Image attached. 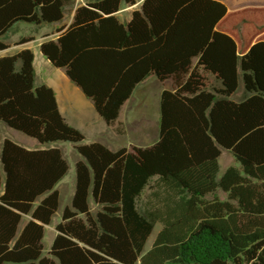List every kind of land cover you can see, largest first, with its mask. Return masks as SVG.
I'll return each instance as SVG.
<instances>
[{"label": "trees", "instance_id": "trees-1", "mask_svg": "<svg viewBox=\"0 0 264 264\" xmlns=\"http://www.w3.org/2000/svg\"><path fill=\"white\" fill-rule=\"evenodd\" d=\"M74 2L0 0V51L17 22H61ZM121 2L134 0H86L39 50L108 125L138 83L149 75L167 81L158 138L129 150L84 143L52 88L34 84L33 52L0 56V121L43 146L0 140V264H264V7L142 0L122 23L114 15ZM58 141L80 158L44 254L55 185L68 168L51 145ZM220 149L239 167L218 176ZM218 189L226 199L216 198Z\"/></svg>", "mask_w": 264, "mask_h": 264}, {"label": "crops", "instance_id": "crops-1", "mask_svg": "<svg viewBox=\"0 0 264 264\" xmlns=\"http://www.w3.org/2000/svg\"><path fill=\"white\" fill-rule=\"evenodd\" d=\"M85 1L86 0H75L73 7L69 11H67L69 13L67 18L64 17V19L58 23H52V24L42 23V24L37 25V28L35 30L33 28L34 30L33 32L27 33L26 36L29 38V40H26L21 43H17L16 45L17 48L12 53H4L3 52L4 50L0 51V56L7 55V54H13L23 48L30 49L31 45L35 46L34 49H37V48L39 49V44L42 41L46 39H55L57 35L63 29H65L72 21L75 8L79 5H83ZM218 1L222 2L226 6L228 11H233V10L242 9V8L264 7V0H218ZM141 2L142 0H134V3L132 4L121 2L119 9L114 13V15L120 22L126 23L129 21L131 17V12L133 10H139ZM58 28H62V29L57 30ZM38 30L40 32L39 34H37ZM40 54L42 55L41 52ZM34 59H35V55L33 53V67L35 65H37L38 67L37 69L38 71L37 80L38 81L35 83V72H34V84L35 85L46 84L47 86L52 88L55 94L59 113L64 117V119L70 126L80 130L84 134L83 135L84 138L85 139L87 138V141L89 143L98 142L108 147L109 145L107 142L113 139L112 136L114 135V133L127 137V140L123 142L122 147H126L128 150L132 146H136V147L149 146L157 140L159 123H158V128L156 129L157 131L154 132L151 136L147 135L148 131L145 130L144 127L140 129L141 126L139 125H142V124H139L140 120H137V121L133 120L134 110L131 109L132 107L126 106L127 102L129 101L128 99L130 97L121 106L117 119L112 124L108 125L97 114L91 100L87 98L83 94V92L80 90V88L76 86L67 77L63 68L55 67V68L61 69V72L55 73L50 70L49 73L44 75L40 71V68H42L43 66L47 67L48 65L46 62L47 59L45 57L40 58V60L37 59V61H35V65H34ZM49 64L51 65L50 62ZM151 76H154V75H149L147 78ZM147 78H145L144 80H146ZM143 81H141L140 83H142ZM140 83H138L137 85H139ZM169 88L170 86L167 89ZM234 95L235 93L232 95V99L237 100V98L233 97ZM85 134H88V136L87 135L85 136ZM104 134L107 135V138L101 137ZM2 139L0 138V140ZM42 147L43 146H40L38 144H36L34 147H31V148L26 146V148H30V149L42 148ZM56 223L57 222L51 223L50 225H45V228L50 227L51 229V233L49 236L50 243L55 235L54 225ZM45 228H44V231H45Z\"/></svg>", "mask_w": 264, "mask_h": 264}, {"label": "rangeland", "instance_id": "rangeland-1", "mask_svg": "<svg viewBox=\"0 0 264 264\" xmlns=\"http://www.w3.org/2000/svg\"><path fill=\"white\" fill-rule=\"evenodd\" d=\"M68 12L65 15V18L68 17ZM37 28V26L34 25H28L23 22H17L16 25L11 27L9 31L6 33L4 40L8 44V48L4 50V53H12L17 48V43L21 42L24 38L25 40H29V38L26 36L27 33H31ZM36 33V31H35ZM39 30L37 31V34H39ZM26 36V37H25ZM19 47V46H18ZM32 48V49H31ZM35 46L31 45L30 49L33 51L35 55L34 59V65L35 61L40 60V58H44L40 52L39 49H34ZM46 60V59H45ZM47 62V67L43 66L40 68V71L45 75L51 71L55 73H60L61 69L55 68L52 65ZM37 65L34 66V72H35V83L37 80ZM209 83L212 86H218V83H216L212 78L209 77ZM169 87L168 82H161L157 80L154 76H151L144 80L142 83L137 85L132 92L129 101L127 102L126 106L132 107L131 109L134 110V116L133 120L137 121L140 120L139 125L145 128V130L148 131L147 135L151 136L154 132H156L158 128L159 123V94L161 90L167 89ZM242 95V84L241 79L238 80V88L237 92L233 96L234 98L239 99ZM136 128V127H135ZM80 131V130H79ZM81 132V131H80ZM82 133V132H81ZM83 134V133H82ZM84 135V134H83ZM88 136V134H85V136ZM97 136V135H96ZM102 138H107V135L104 134L101 136ZM0 138H7L11 141H14L18 143L19 145L23 147H34L36 144H39L35 139L21 133L20 131H17L15 129L7 127L4 123L0 121ZM113 139L109 140L108 147L110 149L116 150L118 148H121L123 146V142L127 140V137H124L123 135H118L114 133L112 136ZM84 143H89L87 141V138L83 140ZM129 143V142H128ZM26 145V146H25ZM51 145L57 147L62 157L65 159L67 163V171L66 174L62 177V179L55 185V189H57L59 194V200H58V207L54 215L52 216L51 223L58 222L60 219V214L62 209L70 204L71 195L73 193L74 189V179H75V170H74V163L77 159H79V155L76 152V150L73 147V144L66 141H58L53 142ZM126 148V147H125ZM218 163H219V170H218V176H220L223 171L228 166H234L239 167V163L234 159L232 154L227 151L226 149H220V154L218 157ZM214 195L216 198L220 200L226 199V194L222 192L221 190H216ZM213 195H208L207 199H212ZM52 227V225H51ZM159 230V224L155 223L152 229V232L150 233L149 237L147 238L145 244H144V251H147L151 243L155 237V234ZM51 233L50 227L45 228L44 231V237L42 239L43 247H44V254L48 250V247L50 245L49 236Z\"/></svg>", "mask_w": 264, "mask_h": 264}]
</instances>
